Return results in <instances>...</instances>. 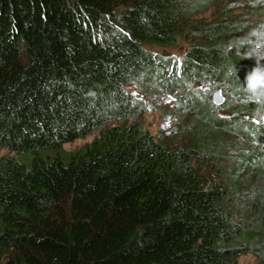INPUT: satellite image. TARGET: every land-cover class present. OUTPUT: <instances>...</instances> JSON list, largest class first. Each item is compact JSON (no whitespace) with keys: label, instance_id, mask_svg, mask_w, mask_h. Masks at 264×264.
I'll return each instance as SVG.
<instances>
[{"label":"trees","instance_id":"16d2710c","mask_svg":"<svg viewBox=\"0 0 264 264\" xmlns=\"http://www.w3.org/2000/svg\"><path fill=\"white\" fill-rule=\"evenodd\" d=\"M231 2L0 0V264H264V124L244 114L264 110L245 85L264 0ZM179 40L180 60L149 48ZM133 84L184 96V142L144 127ZM223 157L235 165L216 176Z\"/></svg>","mask_w":264,"mask_h":264},{"label":"rangeland","instance_id":"374dc122","mask_svg":"<svg viewBox=\"0 0 264 264\" xmlns=\"http://www.w3.org/2000/svg\"><path fill=\"white\" fill-rule=\"evenodd\" d=\"M244 0H232L231 4L233 6H237L240 10L254 12L259 9V4L253 0H248V3L242 6ZM226 2V1H225ZM224 2V3H225ZM253 2V3H252ZM214 6L210 9H206V11L201 12L197 15V19L201 20H212L213 14L217 11L214 10ZM247 12V13H250ZM254 39V38H253ZM255 40V39H254ZM259 40V39H256ZM151 51L156 52L157 54L166 56L171 58L172 60H180L182 59L188 49L190 48V43L184 40H179L176 45L170 46H152L149 47ZM169 74V71H167ZM192 85V89H196L197 92L201 93L203 96L210 95L211 98H214V94L216 91L221 90L219 87L209 88L204 82H195ZM129 91L135 95L136 99L139 100L143 105L142 111V119L144 121V127L149 129L152 133L161 136L164 140H167L170 143H181L184 139L183 129H188L194 127V123H187L188 119H191L192 116L189 112H187V121L185 113L184 115L179 114L177 108L181 106V100L184 96H179L176 93H172V91H167L165 89H158L153 86L147 85H139L133 84L128 87ZM223 92V91H222ZM223 96L225 97L224 105L227 104L228 98L223 92ZM205 99V97H204ZM222 103V104H223ZM248 119L254 120L256 123L264 124V110L259 109L256 110L255 113L251 111L244 112ZM219 116L223 119H229L233 115L230 114L229 110L220 111ZM118 121L109 122L110 125L117 124ZM99 135V131L93 132L91 135H88L84 138L76 139L72 142H68L64 145V148L67 151H75L83 147L84 145L90 143L96 136ZM230 134H224L225 138L229 139ZM231 146L229 147V151L232 154H235L238 158L237 161H240V156L247 150L248 146L245 145V138H235L232 141ZM9 152L5 149H0V155H7ZM222 164L218 161L215 163L213 161V172L216 176H218L219 172L217 169L220 167L224 168L226 171H230L233 169V165L235 163L226 157L222 158ZM242 217H238L237 220L241 221ZM238 264H259L258 257L252 252H246L238 257Z\"/></svg>","mask_w":264,"mask_h":264},{"label":"clouds","instance_id":"9594fccd","mask_svg":"<svg viewBox=\"0 0 264 264\" xmlns=\"http://www.w3.org/2000/svg\"><path fill=\"white\" fill-rule=\"evenodd\" d=\"M256 33H254L255 35ZM264 38V31L258 34ZM264 47V41L255 45L256 53H249L248 57L257 60L256 66L246 76V90L250 93L248 99L260 105H264V66L259 64V60L264 59V55H259V49ZM222 91V89H221ZM223 93V92H222Z\"/></svg>","mask_w":264,"mask_h":264},{"label":"water","instance_id":"95a60500","mask_svg":"<svg viewBox=\"0 0 264 264\" xmlns=\"http://www.w3.org/2000/svg\"><path fill=\"white\" fill-rule=\"evenodd\" d=\"M213 99L215 100V102L217 104H222L224 102V100H225V97L223 96L222 91L218 90V91L215 92Z\"/></svg>","mask_w":264,"mask_h":264}]
</instances>
